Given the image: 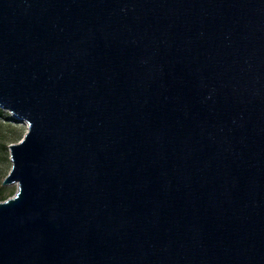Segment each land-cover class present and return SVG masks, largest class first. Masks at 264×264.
<instances>
[{"label": "water", "instance_id": "1", "mask_svg": "<svg viewBox=\"0 0 264 264\" xmlns=\"http://www.w3.org/2000/svg\"><path fill=\"white\" fill-rule=\"evenodd\" d=\"M0 264H264V0H0Z\"/></svg>", "mask_w": 264, "mask_h": 264}, {"label": "rangeland", "instance_id": "2", "mask_svg": "<svg viewBox=\"0 0 264 264\" xmlns=\"http://www.w3.org/2000/svg\"><path fill=\"white\" fill-rule=\"evenodd\" d=\"M25 121L14 117L8 110L0 108V201L11 197L17 190V184L2 185V180L9 172L11 160L9 144L18 142L26 133Z\"/></svg>", "mask_w": 264, "mask_h": 264}, {"label": "bare ground", "instance_id": "3", "mask_svg": "<svg viewBox=\"0 0 264 264\" xmlns=\"http://www.w3.org/2000/svg\"><path fill=\"white\" fill-rule=\"evenodd\" d=\"M15 117V116H14ZM17 118V117H16ZM27 124V123H26Z\"/></svg>", "mask_w": 264, "mask_h": 264}]
</instances>
